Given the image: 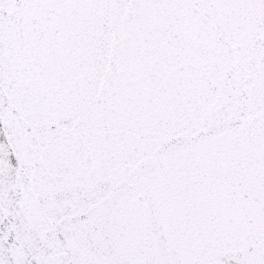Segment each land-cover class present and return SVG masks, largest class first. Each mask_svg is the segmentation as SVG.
<instances>
[{
  "label": "snow or ice",
  "instance_id": "1",
  "mask_svg": "<svg viewBox=\"0 0 264 264\" xmlns=\"http://www.w3.org/2000/svg\"><path fill=\"white\" fill-rule=\"evenodd\" d=\"M0 264H264V0H0Z\"/></svg>",
  "mask_w": 264,
  "mask_h": 264
}]
</instances>
